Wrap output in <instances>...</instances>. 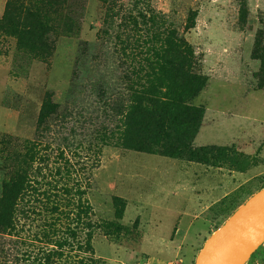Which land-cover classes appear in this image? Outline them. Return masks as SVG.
Here are the masks:
<instances>
[{
  "label": "rangeland",
  "instance_id": "obj_1",
  "mask_svg": "<svg viewBox=\"0 0 264 264\" xmlns=\"http://www.w3.org/2000/svg\"><path fill=\"white\" fill-rule=\"evenodd\" d=\"M8 1L0 0V19ZM48 1L24 0V4L43 10ZM153 2L166 26L192 46L197 71L207 78L205 89L193 101L205 110L193 147H234L235 154L232 151L229 160L202 165L207 169L203 180L193 169L198 163L102 146L87 196L95 219L116 222L113 198L126 202L119 221L121 233L104 226L93 239L97 257L106 264H183L185 258L194 264L204 242L264 188V88L258 89L256 81L261 62L252 58L258 34L264 45V0ZM64 7L71 27L54 39L55 51L46 62L0 33V198L3 184L16 170L13 160L34 139L45 99L58 104L60 112L45 120L43 127L66 134L74 129L79 134L76 142L90 149L88 143H99L96 125L81 126V116L100 117V84L109 94L122 92L121 77L126 72L112 64L119 59L112 44L100 39L105 6L100 0H67ZM243 7L248 13L242 24L239 11ZM192 13L195 26L186 30ZM61 113L67 118L64 124ZM238 167L250 180L228 191L227 187L232 189L228 177ZM189 192L191 206L194 202L200 211L176 215L172 208H178ZM245 264H264V243Z\"/></svg>",
  "mask_w": 264,
  "mask_h": 264
},
{
  "label": "trees",
  "instance_id": "obj_2",
  "mask_svg": "<svg viewBox=\"0 0 264 264\" xmlns=\"http://www.w3.org/2000/svg\"><path fill=\"white\" fill-rule=\"evenodd\" d=\"M100 1L106 8L100 39L112 44L119 58L112 64L126 72L121 77L122 92L109 94L100 84V117L81 116V126L96 125L94 133L99 143H88L90 149L76 142L79 134L74 129L66 134L43 127L45 120H52L60 112L58 104L45 99L34 139L26 144L23 155L13 160L16 170L2 186L0 264H106L97 257L93 239L104 226L121 233L119 221L124 217L126 202L113 198L116 222L95 219L87 196L102 146L201 165L229 160L234 150L193 147L205 113L193 101L205 89L207 78L197 71L192 46L166 26L153 0H128L126 4ZM66 2L49 0L45 9L38 10L27 8L24 0H10L0 19V33L14 38L19 49L46 62L55 51L54 39L70 30ZM247 13L240 8L242 24ZM194 26L192 13L186 30ZM252 58L261 62L256 74L261 90L264 45L260 34ZM61 114L64 124L67 118Z\"/></svg>",
  "mask_w": 264,
  "mask_h": 264
},
{
  "label": "water",
  "instance_id": "obj_3",
  "mask_svg": "<svg viewBox=\"0 0 264 264\" xmlns=\"http://www.w3.org/2000/svg\"><path fill=\"white\" fill-rule=\"evenodd\" d=\"M263 243L264 188L204 242L194 264H245Z\"/></svg>",
  "mask_w": 264,
  "mask_h": 264
},
{
  "label": "crops",
  "instance_id": "obj_4",
  "mask_svg": "<svg viewBox=\"0 0 264 264\" xmlns=\"http://www.w3.org/2000/svg\"><path fill=\"white\" fill-rule=\"evenodd\" d=\"M193 166H194V168H193L194 171L198 172L200 174V176H201V177H199V179L205 180L207 169L205 167H203L202 165H199V164H195ZM196 166H200V167H196ZM228 178H229L228 182H230L232 184V189H231V187L230 188L229 187L226 188V190H228V191H234L236 188L240 187L243 183H245V182L250 180L249 179V175H246L243 172H238V171L237 172H233V174H231ZM228 191H226V192H228ZM202 194L204 195L203 199L205 201L206 200V197H205L206 193L204 192ZM194 196H197V195L194 194ZM180 201L182 202V204L178 208H174V207L172 208L173 209L172 212H174L176 215H179L181 217L182 216L185 217V216H188V215H194L195 211H198V212L200 211V207L195 206L194 202H193V206H191L192 199H191L190 192L188 194H186V195H183L182 199ZM200 205H201V203L199 202L198 206H200ZM178 231H180V230H178ZM190 260H191V258H185L183 264H190L191 263Z\"/></svg>",
  "mask_w": 264,
  "mask_h": 264
},
{
  "label": "built area",
  "instance_id": "obj_5",
  "mask_svg": "<svg viewBox=\"0 0 264 264\" xmlns=\"http://www.w3.org/2000/svg\"><path fill=\"white\" fill-rule=\"evenodd\" d=\"M145 264H148V263H145Z\"/></svg>",
  "mask_w": 264,
  "mask_h": 264
}]
</instances>
